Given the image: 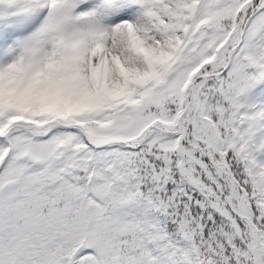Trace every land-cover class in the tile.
Wrapping results in <instances>:
<instances>
[{
    "label": "snow or ice",
    "instance_id": "1",
    "mask_svg": "<svg viewBox=\"0 0 264 264\" xmlns=\"http://www.w3.org/2000/svg\"><path fill=\"white\" fill-rule=\"evenodd\" d=\"M0 264H264V0H0Z\"/></svg>",
    "mask_w": 264,
    "mask_h": 264
}]
</instances>
